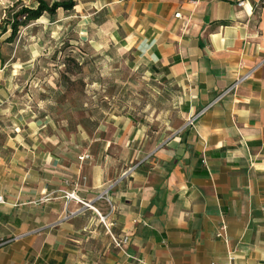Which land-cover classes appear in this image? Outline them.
Masks as SVG:
<instances>
[{"label": "crops", "instance_id": "0c3cea01", "mask_svg": "<svg viewBox=\"0 0 264 264\" xmlns=\"http://www.w3.org/2000/svg\"><path fill=\"white\" fill-rule=\"evenodd\" d=\"M118 2L122 49L177 116L150 133L115 116L72 157L44 153L0 205V264H264V0Z\"/></svg>", "mask_w": 264, "mask_h": 264}, {"label": "rangeland", "instance_id": "374dc122", "mask_svg": "<svg viewBox=\"0 0 264 264\" xmlns=\"http://www.w3.org/2000/svg\"><path fill=\"white\" fill-rule=\"evenodd\" d=\"M52 2L53 0H47ZM0 0V17L13 4ZM126 7L118 0H78L0 36V192L22 203L44 153L72 157L115 116L148 133L177 116V91L156 78L134 51L124 52ZM78 148H77V147ZM72 151V152H71Z\"/></svg>", "mask_w": 264, "mask_h": 264}, {"label": "trees", "instance_id": "16d2710c", "mask_svg": "<svg viewBox=\"0 0 264 264\" xmlns=\"http://www.w3.org/2000/svg\"><path fill=\"white\" fill-rule=\"evenodd\" d=\"M35 7L13 4L0 17V36L7 34L6 42H11L22 27L41 18L43 15L53 16L58 10L70 11L78 0H34Z\"/></svg>", "mask_w": 264, "mask_h": 264}, {"label": "built area", "instance_id": "2783aa9c", "mask_svg": "<svg viewBox=\"0 0 264 264\" xmlns=\"http://www.w3.org/2000/svg\"><path fill=\"white\" fill-rule=\"evenodd\" d=\"M241 4V3H240ZM175 17L177 18H180V14L179 13H175L174 15ZM248 77V74L244 75L243 77H241V79L237 80L234 85H236L239 81L243 80V79H246ZM203 111H201L200 113L196 114L195 116L193 117H190L188 120H187V125H193L195 119L202 113ZM89 156L88 155H83V156H80L78 159L79 160H84V159H87ZM65 196L67 198H70V199H76L75 196H74V191L70 192V193H65ZM99 198H103V195H101ZM5 204V199L3 197V195L0 194V205H3ZM84 205H87L88 204H84ZM95 213L100 217V214L95 210ZM101 218V217H100ZM224 226L221 227V229H219V231L216 233V236L217 237H223L224 236ZM111 239H112V242L113 244L118 247L119 249H121L127 242H128V237L127 236H123L122 238H114L113 236H111Z\"/></svg>", "mask_w": 264, "mask_h": 264}]
</instances>
